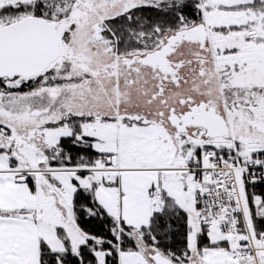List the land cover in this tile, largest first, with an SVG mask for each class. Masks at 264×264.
I'll return each instance as SVG.
<instances>
[{
    "label": "snow or ice",
    "instance_id": "obj_1",
    "mask_svg": "<svg viewBox=\"0 0 264 264\" xmlns=\"http://www.w3.org/2000/svg\"><path fill=\"white\" fill-rule=\"evenodd\" d=\"M0 264H264V0H0Z\"/></svg>",
    "mask_w": 264,
    "mask_h": 264
}]
</instances>
